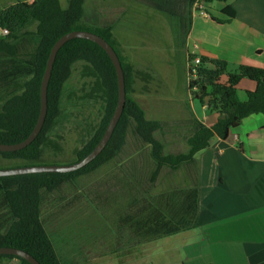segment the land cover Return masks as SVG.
I'll return each mask as SVG.
<instances>
[{"label":"trees","instance_id":"16d2710c","mask_svg":"<svg viewBox=\"0 0 264 264\" xmlns=\"http://www.w3.org/2000/svg\"><path fill=\"white\" fill-rule=\"evenodd\" d=\"M189 5L195 0H187ZM226 0H201L203 4ZM61 7L59 0L17 1L0 9V29L7 35L0 38V144L13 145L24 141L32 131L40 108V84L46 61L54 43L72 31H88L102 37L116 52L124 74L126 102L113 134L102 152L81 169L68 173H35L0 177V205L6 207L8 225L0 232V248H14L31 255L39 264H62L40 217L41 192H51L65 182L88 174L112 161L121 151L130 122L137 137L150 149V158L156 176L162 167L176 172L187 166V187L168 193L164 202L154 203L153 209L139 206V216L130 227L132 237L149 242L171 234L198 227L199 188L193 179L195 155L205 150L214 138L227 140L242 121L252 115L264 113V69L240 66L236 73L227 72L222 60L197 57L195 66L188 68L193 76L187 83L191 96L208 112L216 113L217 120L211 127H196L187 139V151L163 154V146L154 137L160 128L157 120H148L143 109L131 98L133 68L123 61L112 41L111 28L97 30L82 26L83 0H67ZM222 13L232 18L234 10L225 6ZM30 28V30H28ZM26 37L33 51L27 61L18 55V40ZM34 37V38H33ZM189 61H192L189 59ZM82 63V73L93 79L91 92L104 103V114L97 129L76 152L75 162L87 156L100 141L117 104V79L106 53L95 43L84 39L66 42L57 52L47 86V113L42 129L27 147L15 152H0L8 161L21 162L23 167L40 165L43 149L50 144L49 133L61 112V97L65 82L76 63ZM225 78V81L222 78ZM255 82L253 91L246 93V100L236 99V86L242 80ZM90 95V94H89ZM3 200V202H2ZM129 221V220H126ZM130 225V226H129ZM131 230V231H130ZM15 259L17 264H29Z\"/></svg>","mask_w":264,"mask_h":264},{"label":"rangeland","instance_id":"374dc122","mask_svg":"<svg viewBox=\"0 0 264 264\" xmlns=\"http://www.w3.org/2000/svg\"><path fill=\"white\" fill-rule=\"evenodd\" d=\"M17 1L24 0H0V9ZM60 1L61 7H66L67 0ZM196 1L189 5L187 0H182L183 5L180 4L188 13ZM168 3L166 0L164 5ZM119 14L120 10L115 15L108 6L94 0L84 7L81 24L94 30L112 28L111 24ZM179 19L177 26L184 27L185 14L181 12ZM126 25L124 20L119 24L120 34H113L112 29L111 34L115 49L133 68L130 96L144 109L148 120L159 122L160 128L154 132V137L162 144L163 154L185 153L187 139L196 127L203 125L201 118L200 121L196 118L198 101L187 89L188 81L194 78L189 75L188 68L195 66L197 59L187 52L184 61H181L182 57L176 59L174 55L181 48L182 40H175L176 46L172 49L168 45L170 40L151 36L156 23L140 24L136 30L138 37L133 41L132 37L127 39L125 36H130L124 32ZM159 25L164 26L163 31L158 28L159 35H163L167 23ZM168 25L173 27L170 22ZM0 38L4 39V36ZM28 40L26 37L18 40L21 42L18 55L25 61L33 51ZM82 67V63L74 64L71 76L65 82L61 112L48 135L50 144L43 149L40 165L74 164L76 152L95 132L104 114L103 100L93 96V79L82 73ZM22 165L0 157V170ZM155 169L149 146L137 137L134 124L130 122L125 143L112 161L51 192H41L40 217L62 264H232L229 255L233 251L219 242L220 231L206 227L207 219L200 207L198 227H189L146 243L142 241V244L132 237L130 227L124 225L135 224L138 216L145 218V215L137 214L139 206L153 209L154 203H163L171 191L187 187L186 165L176 172L162 167L153 176ZM5 213L6 207L1 204L0 232L9 222L7 214L2 216ZM17 263L15 259L0 262Z\"/></svg>","mask_w":264,"mask_h":264},{"label":"crops","instance_id":"0c3cea01","mask_svg":"<svg viewBox=\"0 0 264 264\" xmlns=\"http://www.w3.org/2000/svg\"><path fill=\"white\" fill-rule=\"evenodd\" d=\"M165 1L99 0V5L105 4L115 15L120 10L111 24L115 35L120 34L119 24L126 20L124 32L130 36H125L132 37V41L138 37L139 25L146 22L157 24L151 36L170 40L172 49L180 38L181 48L174 57H182L181 61L186 52H193L194 60L203 57L225 61L229 73H236L240 66L264 69V0L204 4L208 16L194 6L186 13L182 0H168L169 8ZM89 3L94 0H83V10ZM225 6L234 10L232 18L222 13ZM181 12L187 18L182 22L184 27L177 26ZM160 23H167L163 35L158 33V28L164 29ZM255 87V82L242 79L236 86V99L245 101L246 93ZM196 111V118H201L204 127H211L217 120L216 113L208 112L199 103ZM213 140L190 165L194 167L192 174L198 183L199 207L207 219L206 227L220 231L219 242L233 251L229 255L232 264H264V113L245 118L227 140ZM200 222L201 218L198 225Z\"/></svg>","mask_w":264,"mask_h":264},{"label":"water","instance_id":"95a60500","mask_svg":"<svg viewBox=\"0 0 264 264\" xmlns=\"http://www.w3.org/2000/svg\"><path fill=\"white\" fill-rule=\"evenodd\" d=\"M73 39H84L91 41L98 45L107 55L111 64L115 70L116 79H117V104L114 110L112 117L110 118L108 125L98 142V144L94 147V149L83 159L78 161L75 164L67 165V166H30V167H22V168H11L0 170V177L5 176H17V175H28V174H35V173H68L73 172L78 169L83 168L91 161H93L105 148L107 143L109 142L113 131L117 125V122L123 112L125 102H126V91H125V81H124V74L122 71V67L119 61V58L114 51V49L100 36L88 32V31H72L69 32L62 37H60L52 46L48 59L46 61V66L44 73L42 75L41 84H40V108H39V115L37 117V121L28 135V137L17 144L13 145H6L0 144V152L7 153V152H15L19 151L28 145H30L40 133L42 126L45 121L46 113H47V105H46V95H47V86L50 79L53 63L56 57L58 50L69 40ZM0 255H11L18 258H21L28 262L29 264H39L31 255L28 253L14 249V248H0Z\"/></svg>","mask_w":264,"mask_h":264},{"label":"built area","instance_id":"2783aa9c","mask_svg":"<svg viewBox=\"0 0 264 264\" xmlns=\"http://www.w3.org/2000/svg\"><path fill=\"white\" fill-rule=\"evenodd\" d=\"M194 7H195L197 10H199L200 13H201L202 15H206V13H205V7H204V4L201 3V0H198V1L195 3ZM0 35H1V36H6V35H7V31L4 30V29H0Z\"/></svg>","mask_w":264,"mask_h":264},{"label":"bare ground","instance_id":"6f19581e","mask_svg":"<svg viewBox=\"0 0 264 264\" xmlns=\"http://www.w3.org/2000/svg\"><path fill=\"white\" fill-rule=\"evenodd\" d=\"M197 1H198V0H197ZM205 13H206V12H205ZM206 15L208 16V14H206ZM0 36H1V35H0ZM2 37H3V36H2ZM4 37H5V36H4ZM189 54H190V55H193V52H190ZM75 163H77V162H75ZM75 163H74V164H75ZM37 166H39V165H37ZM19 168H22V167H19Z\"/></svg>","mask_w":264,"mask_h":264}]
</instances>
